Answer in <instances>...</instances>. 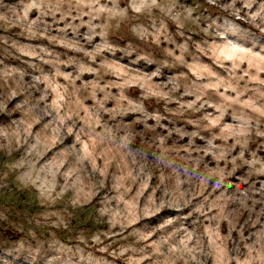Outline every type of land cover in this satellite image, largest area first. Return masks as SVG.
<instances>
[{
	"label": "rangeland",
	"instance_id": "obj_1",
	"mask_svg": "<svg viewBox=\"0 0 264 264\" xmlns=\"http://www.w3.org/2000/svg\"><path fill=\"white\" fill-rule=\"evenodd\" d=\"M0 264H264V0H0Z\"/></svg>",
	"mask_w": 264,
	"mask_h": 264
},
{
	"label": "trees",
	"instance_id": "obj_2",
	"mask_svg": "<svg viewBox=\"0 0 264 264\" xmlns=\"http://www.w3.org/2000/svg\"><path fill=\"white\" fill-rule=\"evenodd\" d=\"M240 23H242V24H244L243 22H241L240 21ZM4 235L6 236V237H9L10 239H12V240H14V241H16L17 239H18V234H15L14 232H11V231H6L5 233H4Z\"/></svg>",
	"mask_w": 264,
	"mask_h": 264
}]
</instances>
